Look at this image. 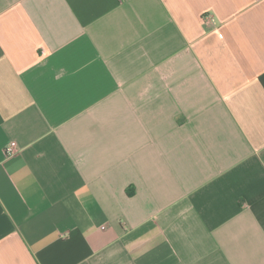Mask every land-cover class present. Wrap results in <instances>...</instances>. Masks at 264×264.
Returning <instances> with one entry per match:
<instances>
[{"label":"crops","instance_id":"crops-1","mask_svg":"<svg viewBox=\"0 0 264 264\" xmlns=\"http://www.w3.org/2000/svg\"><path fill=\"white\" fill-rule=\"evenodd\" d=\"M0 264H264V0H0Z\"/></svg>","mask_w":264,"mask_h":264},{"label":"built area","instance_id":"built-area-1","mask_svg":"<svg viewBox=\"0 0 264 264\" xmlns=\"http://www.w3.org/2000/svg\"><path fill=\"white\" fill-rule=\"evenodd\" d=\"M18 144L16 141H11L7 146H6V154L8 156H12L18 152Z\"/></svg>","mask_w":264,"mask_h":264}]
</instances>
